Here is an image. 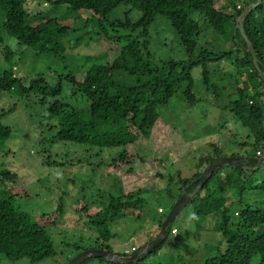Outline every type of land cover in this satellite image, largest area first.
<instances>
[{"label":"rangeland","instance_id":"rangeland-1","mask_svg":"<svg viewBox=\"0 0 264 264\" xmlns=\"http://www.w3.org/2000/svg\"><path fill=\"white\" fill-rule=\"evenodd\" d=\"M232 2L243 7L254 1ZM223 4L224 0H213L215 8ZM228 5L226 12L232 9ZM23 6L29 15L48 9V4L42 0H26ZM124 8L122 4L116 6L106 19L121 16ZM78 13H82L81 19L76 20L75 30L63 42L65 58L37 54L30 47L17 44L1 29L0 69L7 66L2 57L3 45L12 50L10 69L23 84L40 73L52 84L54 73L61 74L72 68L76 72L75 66L83 65L81 67L85 68L96 61L109 63L118 55L122 41L115 38L106 40L102 36L97 40L95 31L98 27L91 20H84L90 11L80 10ZM130 15L136 18L137 10H131ZM200 22L201 32L196 38L193 56L201 48L213 53L231 52L204 61L206 79L202 78V65H192L193 92L199 100L190 105L174 94L159 109L160 114L149 135L127 144L124 147L126 157L121 160L109 162L111 154L114 155L119 148L94 151L76 143L54 140L55 128L52 125L55 120L45 113L43 104L35 100L36 95L20 96L0 91V113H3L0 122L9 127V135L0 143V169L15 174L10 181H0V196L12 195V205L37 222H40L37 218L44 220L45 214H53L58 206L61 210L50 222L44 223L53 249L51 256L31 263L25 257L7 259L0 254V264H66L80 251L94 248L96 234L85 212L97 210L91 208L81 214L77 210L83 203L96 204L103 200L108 194L115 193L117 187L123 193L137 192L144 199L139 211H126L108 223L109 231L114 233L108 242L111 252L129 256L133 248L138 249L153 238L158 219H163L178 198L177 175L189 179L194 173L201 172L204 157L213 154V144L226 156L231 152H252V135L232 115L228 104L234 97L232 82L235 73L244 74L246 67L237 61L242 55L238 41L243 40L234 29V19L225 23L221 33L213 32L202 20ZM76 37H79L78 43ZM138 39H146L151 65L159 66L169 59L187 62L188 56L164 16L155 15L146 28V34H140ZM73 42L76 45L71 47ZM76 73L75 78L79 80L82 73ZM118 78L126 82L135 81L128 75ZM263 168L264 163L252 175L258 184L264 180ZM168 175L171 177L169 183L166 181ZM262 184L263 187L244 189L240 194L235 192L236 189H227L224 195L230 228L238 218L235 212L245 204L264 208V181ZM216 223L215 214L194 218L191 203L187 202L169 223L174 232L168 233L156 252L146 253L143 259L130 263H108L98 258H87L80 264H203L205 258L223 248ZM248 264H260L258 255L253 254Z\"/></svg>","mask_w":264,"mask_h":264},{"label":"trees","instance_id":"trees-1","mask_svg":"<svg viewBox=\"0 0 264 264\" xmlns=\"http://www.w3.org/2000/svg\"><path fill=\"white\" fill-rule=\"evenodd\" d=\"M25 1L0 0V30L3 29L17 44L30 47L37 54L66 57L63 55V42L75 30L73 26L76 20L81 19L82 13H78L80 10L90 11L84 20H91L98 27L95 31L97 40L102 36L106 40L115 38L122 41L118 55L109 63L96 61L87 64L85 68L81 67L83 65L75 66L76 72L82 73L79 80L75 78L77 73L73 68L61 74L54 73L52 76L55 81L52 84L44 79L42 73L23 84V81L12 75L10 69L12 50L6 45L2 48V57L7 66L0 69V91L20 96L29 93L36 95L35 100L43 104L45 113L55 120L52 125L55 128L52 136L54 140L76 143L94 151L119 148L114 155L111 154L109 162L125 158L124 147L127 144L133 143L138 137L146 138L149 135L160 114L159 109L174 94L180 101L190 105L199 100L193 92L190 67L201 64L202 78L206 79L204 61L214 60L231 52L213 53L201 48L193 56L196 38L201 32L200 21L213 32L221 33L225 23L233 20L242 10V6L237 3V8L232 0H224L220 8L214 7L213 0H42L48 4V9L29 15L23 6ZM121 4L126 7L121 16L106 19L109 12ZM228 4L232 6L230 12L224 11ZM131 10H137L136 18L131 17ZM155 15L164 16L168 20L188 56L186 63L169 59L159 66L150 64L147 41L138 37L146 34V28ZM242 28L253 48L259 69L264 70V0H260L245 15ZM235 31L239 36V32ZM75 41L78 43L79 37ZM238 44L242 55L237 61L246 67L244 74L238 71L235 73L232 82L235 86L234 97L228 104L232 115L252 135L251 149L254 153L264 140V127L261 125L264 120V87L251 63L250 54L244 51L245 43L240 40ZM75 45L73 42L71 47ZM70 63L75 65L74 62ZM179 65L181 66L178 67ZM117 75L132 76L135 81H121ZM181 84L183 86L180 88ZM8 135L9 127L0 122V143ZM212 147L213 154L204 157L203 168L223 155L218 146L213 144ZM242 153L244 152H237L238 155ZM246 165L252 167L254 162ZM253 172L248 173L231 164L222 166L211 173L190 199L194 218L211 214L217 216L215 228L219 230L223 242V248L219 250L218 246L216 254L205 258L203 264H248L253 254L258 255L260 264H264V208L245 204L235 212L238 218L230 228L227 198L224 195L227 189H236L235 192L240 194L244 189L258 185L263 187L264 180L256 183ZM200 173H194L189 179L177 175V197L182 187L186 186L185 191L188 192L196 185ZM13 178L14 173L0 169V181H10ZM169 179L171 177L168 175V183ZM11 197L12 195L0 196V254L7 259L25 257L31 263L51 256L53 249L44 223L61 213L60 207L56 208L54 215L45 214V221L37 218L40 220L37 222L14 207ZM143 200L137 192L123 193L117 187L115 193L108 194L96 204H81V208L77 210L80 214L91 208L97 210L94 213L85 212V217L93 224L96 234L93 238L94 248L111 252L108 242L114 233L109 231L108 223L121 217L126 211H139ZM160 221L161 218L156 223L154 234ZM170 225L166 227V237L173 228ZM151 240L152 238L149 242ZM163 242L150 252H156ZM136 250L133 248L130 255ZM147 254L141 255L137 261ZM98 260L103 261L101 258Z\"/></svg>","mask_w":264,"mask_h":264},{"label":"water","instance_id":"water-1","mask_svg":"<svg viewBox=\"0 0 264 264\" xmlns=\"http://www.w3.org/2000/svg\"><path fill=\"white\" fill-rule=\"evenodd\" d=\"M260 3V0H255L254 2H249L245 6L242 7V10L240 13L234 17L235 22V30L239 32L241 35V38L243 39L245 46L244 51L249 53L251 58V63L256 70L260 80L262 81L263 87H264V70L259 69L257 59L254 55L253 48L246 38L243 28H242V22L243 18L247 13L250 12L252 8H254L257 4ZM248 162H254V165L252 167L247 166L246 163ZM264 163V155L261 157H255V156H237V155H231V156H220L215 158L210 164H208L199 174L198 182L196 185L192 188L191 191L186 192V186L182 187L180 190V194L178 198L173 202L168 212L165 214L163 219L159 223L158 230L156 234L153 236L151 242H147L143 244L141 247H139L133 254L129 256H121L116 255L113 252H108L102 248H89L84 249L77 253L75 256H73L66 264H80L87 258H101L104 261L109 262H117V263H130L137 261L141 255L149 253L152 251L157 245H159L164 238L166 237V227L171 222V220L174 218V216L180 211V209L190 201L192 196L197 192V190L201 187V185L209 178L211 173H213L216 169L225 166V165H236L239 166L244 171H247L250 173L251 171H255L260 164Z\"/></svg>","mask_w":264,"mask_h":264},{"label":"built area","instance_id":"built-area-1","mask_svg":"<svg viewBox=\"0 0 264 264\" xmlns=\"http://www.w3.org/2000/svg\"><path fill=\"white\" fill-rule=\"evenodd\" d=\"M261 125H262V127H264V120L261 122ZM254 155L257 157L264 155V140L258 146V148L254 151ZM171 232H174V229H171Z\"/></svg>","mask_w":264,"mask_h":264},{"label":"crops","instance_id":"crops-1","mask_svg":"<svg viewBox=\"0 0 264 264\" xmlns=\"http://www.w3.org/2000/svg\"><path fill=\"white\" fill-rule=\"evenodd\" d=\"M236 153V154H235ZM232 154H234V155H237V156H242V157H247V156H249V155H251V156H254V153H252V152H249V153H247V152H244V153H242V155H238L237 154V152H231V153H229L227 156H231ZM222 156H226V155H222ZM220 157V156H219ZM206 167V166H205ZM204 167V168H205ZM203 168V167H202Z\"/></svg>","mask_w":264,"mask_h":264},{"label":"clouds","instance_id":"clouds-1","mask_svg":"<svg viewBox=\"0 0 264 264\" xmlns=\"http://www.w3.org/2000/svg\"><path fill=\"white\" fill-rule=\"evenodd\" d=\"M263 141V140H262ZM255 156V155H254ZM263 156V155H262ZM255 157H257V156H255ZM261 157V156H260Z\"/></svg>","mask_w":264,"mask_h":264}]
</instances>
